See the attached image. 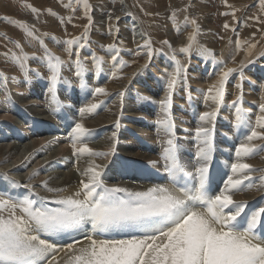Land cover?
Segmentation results:
<instances>
[{
	"label": "snow or ice",
	"instance_id": "obj_1",
	"mask_svg": "<svg viewBox=\"0 0 264 264\" xmlns=\"http://www.w3.org/2000/svg\"><path fill=\"white\" fill-rule=\"evenodd\" d=\"M222 2L232 9L223 15L231 16L235 20L236 10L228 4V0ZM120 3L123 5L124 0H120ZM78 5H82L87 24L81 36L69 38L63 41V44L69 58L75 57L71 60L74 75L78 79L79 87L84 89L87 87L85 76L89 68L81 58L79 49L91 45L89 32L94 17L93 5L89 0H74V3L73 0H69L64 7L74 13ZM191 6L188 5L183 11L188 12ZM24 7L29 8L37 20L39 19L41 15L39 9L32 5ZM260 8L264 12V0H260ZM140 11L143 12V8ZM48 14L58 15L51 9L48 10ZM125 15L134 22L138 19L131 11ZM144 15L148 13L144 12ZM176 15V10H173L171 13L173 22ZM3 19L20 28L30 41H37L43 49V57H36L34 53L30 57L19 42H14L4 35L3 39L13 43L18 53L9 48L0 55H3L6 61L14 63L28 81L31 80L30 73L44 79L38 71L30 68V59H38L45 65L49 71L47 77L49 103L55 112L63 106L58 95L60 87H72V82L62 75V69L67 66L66 62L47 47L41 38L44 34L37 35L39 30L35 25L29 26L7 17ZM59 19L61 23H65L62 17ZM107 19L108 35L114 39L106 46L100 45V48L107 49L111 55L113 68L122 72L136 61L118 59L124 42L116 39L120 28L112 21L113 19L119 21L120 17L114 12H109ZM253 19L264 24L259 16ZM185 21L193 26V32L188 36V45L180 51L190 62V54L196 46L199 55L210 57L214 61L216 66L214 75L218 77L207 91L201 90L205 102L210 100L213 107L197 114L199 124L194 130L196 152L192 169H186L181 162V147L177 144L172 113L175 91L179 85L187 83V67L176 59L175 50L172 49L170 42L164 40L161 43L171 51L170 59L174 61V68L163 77L164 94L155 102L158 115L154 123L161 137L159 157L163 161L169 182L155 183L143 190L109 186L102 179L103 167L96 164L95 160H107L109 156L115 154L117 133L121 127L120 120L115 121L114 130L111 132L110 150L99 153L88 146L94 139L90 129L85 127L83 122H77L72 128L73 153L78 157H90L92 163L86 170L80 172L84 179L79 181L75 192L64 195L67 192L66 188L50 187L49 182L45 180L41 187L51 193L53 198L40 196L31 187V181L39 175L34 170L29 183L23 187H28L35 198L15 201L11 196L5 198L6 193H0V264H60L58 257L61 253L68 254L65 264H264V202L246 211L247 202L234 199V196L246 191L264 190V169H256L252 164L242 162L257 156L264 159V96L258 105L259 114L255 116L254 123L251 117L246 120L242 83L235 84L239 95L232 101V106L237 127L245 124L249 131L245 141L235 149L236 159L229 166L231 174L224 181L223 189L209 194L212 191L210 168L213 163L215 122L224 102L229 79L235 75L238 80L243 81L244 67L254 62L251 57L256 44L251 43V40L255 37H250L244 42L248 45L246 50L241 47L239 40L235 42L236 47L230 62L236 64V56L240 51H246V55L236 67H230L229 61L217 60L210 50L198 46L197 36L201 29L196 20H189L186 16ZM71 22L70 16L67 23ZM223 28L236 31L229 23H224ZM141 38L143 43L137 44L134 56L143 55L146 62L133 73V76L143 74L144 69L148 67L147 62L156 51L146 33H141ZM52 39L57 44L60 43L55 37ZM73 46L76 51H73ZM91 59L95 73L99 74L103 70L104 57L91 53ZM112 76L123 78L117 77L116 71L112 72ZM8 83L9 77L0 71V91L8 103H13ZM92 94L109 95L105 87H95ZM124 96L125 92L122 90L114 98L122 102ZM99 107L98 103H91L79 111L83 116L85 113H95ZM254 141L261 143L257 144ZM257 174L258 179H253ZM3 178L13 186L21 187L8 173H4ZM76 233H82L83 239L75 235ZM63 237H68V240L59 243L55 239Z\"/></svg>",
	"mask_w": 264,
	"mask_h": 264
},
{
	"label": "bare ground",
	"instance_id": "obj_2",
	"mask_svg": "<svg viewBox=\"0 0 264 264\" xmlns=\"http://www.w3.org/2000/svg\"><path fill=\"white\" fill-rule=\"evenodd\" d=\"M129 1L124 0V4L123 5L120 4L116 8L114 7L113 12L115 13V15H118L120 17L119 20L123 19V20L129 21L133 25L132 26L133 27V35H134L135 43L137 46L138 43H143V40L141 38V33H144V31L142 30V26H141L138 19H137V21L134 22L130 17L125 15L126 12H128V11L132 12L133 11L132 7L130 6ZM258 3L260 4V1ZM62 5H63V3H62ZM174 6L175 5L172 4L171 8ZM195 6L196 5H194L193 7H195ZM60 8H62V7H60ZM199 8H201L200 5H199ZM121 9H123V11ZM99 11H100V9H99ZM139 11L137 12V15H138ZM176 11H177V9H176ZM236 17H237V15H236ZM168 18H169L168 22H170V24L174 23L173 20L170 19V16H168ZM26 21L28 22V20H26ZM114 21L117 24L119 23V21H116L115 19H114ZM142 21L144 23V26L147 25V26H149V28L154 26L153 22H155L154 18H151L148 15H146V16L143 15ZM51 22H52V20H51ZM175 22H177V21H175ZM107 24H109V23L107 22ZM100 25H101V23H100ZM102 25H104V24L102 23ZM199 26H200V29L204 28L208 31L212 30V28L209 27L208 24H206V23H201V24H199ZM177 27L179 30H183V33H184V30L190 29V32H187L186 34L184 33L183 38H181L182 40L180 42L178 41L179 43L177 45H173L168 40L170 42V44L172 45V48L178 47L179 49H182V48L186 47L189 43L188 36L190 34H192L193 26L189 23H184L182 25H178ZM174 28H176V27H174ZM263 28H264V26L262 27V29ZM248 31H250V30H248ZM70 32H71V30H70ZM148 32H150V31H148ZM51 35H52V33H51ZM121 36L122 35H120V37ZM53 37L54 36L43 35L42 39L45 40L44 41L45 44L48 45V47H51V49L54 48V47L52 48V43H53L54 46L56 45V47L54 49H57V47H58L59 50L61 49V51H63V53L67 54V52L64 50L65 45L62 42H61L62 46L57 45L56 42L52 39ZM68 37H70V36H68ZM94 37H92V38H94ZM206 37H207V35H206ZM209 37L210 36H208V38ZM212 37H213V35H212ZM159 38H162V36L158 35L155 37V39L158 42H160V44L162 45L161 42L164 40L160 41ZM221 38H223V37H221ZM66 39H67V37H66ZM117 39L120 40L119 38H117ZM243 39L244 38L241 37L239 39V41L241 42V47H244L243 49L246 50L248 46H247V44H246V46L244 45V42L246 40L244 39L245 40L244 41ZM57 40H58V38H57ZM221 41H222L221 46H223V44L227 41V39H224V41L223 40H221ZM258 41L256 40V42H258ZM112 42H113V39L110 40V43H112ZM202 42H203V40H202ZM110 43L108 42V44H110ZM261 43H263V45ZM261 43H260V46H258V48H256L255 51H253V56L251 57V59L254 62L248 63L243 69L244 76H246V77L249 76V78H247V80L240 81V80H238V78L235 75H233L235 80L234 79L231 80V78H232L231 77L229 79L227 86H226V94L224 97V102H223V105L221 106V108L219 110V115H218L217 120L215 122V136H214V142H213L214 143V152H213V163H212V164H214V167L212 169H210V180H211L212 191L209 194H213L214 192H218L219 190L223 189L224 186L221 185V182H224L222 179L227 178V176L231 174L229 166L232 162H235V159H236L235 149L238 148L239 145L245 141L246 135L248 134V131H249L248 127L245 124H241L239 127H237V125L235 123V110L232 106V101L234 99H236L237 95H239V92L235 87L236 83H242V85H243V98H244L243 107H244L245 112H246V120L248 117H251L252 122L254 123L255 116L257 114H259L258 105L262 102L261 97L264 96V47L261 48L262 46H264V42L261 41ZM205 44H207V43H205ZM154 45L152 42L153 48H154ZM164 47L162 48L163 51L167 55L171 56V51L166 46H164ZM209 47H207V48H209ZM212 47H214V45ZM256 47H257V45H256ZM32 48L35 49V51L37 53H41L40 55L39 54L35 55L36 57H43V51L40 50L37 41L32 43ZM88 50H90V49H88ZM156 50H157V48H156ZM211 50H213V49H211ZM54 51H57V50H54ZM54 51H52V52H54ZM213 51L217 52L216 49ZM79 52H80L81 58L85 60V63L87 64V66L89 68V72L85 76V81L87 83V87L84 89H81L79 87L78 79L74 75L73 66H72V69L70 71H64V72L62 71L63 77L66 78L67 80H69L67 73H70L71 76H73V82H72L71 88H67L66 86H63V87H60V89H59L58 95H59V99L63 105L61 108L57 109L54 112L52 110V107L50 106V103L48 100L46 101V103H47V105H46L47 110L46 111L39 109L40 107L41 108L45 107V106H43V105H45V103L41 105L39 100H38L39 103L36 101V105L30 104V106L27 105L28 107L24 106V109L27 111L30 110L33 115H31V118L29 119V121L26 122V126L25 127L23 126V133H25L24 135L27 136L26 139H29L32 142L36 141V143H35L36 149H34L32 147H26V145H23L21 147H16V146L10 147V150L7 153L5 152L7 147L3 148L4 152L0 151V171H1L0 172V193H6L5 198H7V196H11L15 201H20V200H23L25 198H35L33 192H30L28 188L23 187L24 183L28 184L29 179H30V177H29V179H26V178H28V176L24 177L23 172H28V173L33 172L34 166L32 167L33 170L32 169L29 170V167L31 166L30 163L35 161L37 158H40L42 152L45 149L52 150L53 148H56V147L58 149L55 151V154L53 156H51V158L49 160H47V163H48L47 166H45L46 163L44 165L42 163L38 164L37 165L38 168L36 169V172L39 173V175L44 178L49 173L45 174V175H42V174L49 171L50 168L53 167L54 164L59 163L60 167L62 168L63 171L62 172H55L56 170L54 168L52 169V170H54L53 174H51L49 176V178H47V181L49 182V186L53 187V188H66L67 192H65L64 195H71L73 192H75L78 189L79 181L81 179H84L80 175V172L83 170H86L88 168V166L92 163V160L89 157L87 163L80 162V159H82L81 158L82 156H79V157L77 156V158H75L76 155H74L75 157H73V149L69 148L70 146L72 147V145L66 144L63 139L59 138V136H58L59 132H57L55 126H58V124L56 123V119L60 115H64L67 117L66 120H67L68 125L74 124L77 122H83L85 124V127H87L88 129H90L94 132H98V133L104 132L103 135H105V137H103L104 140H103L101 145L95 144V145L89 146L93 149V151L98 152V153L99 152H108L110 150V148L112 146V140L110 139L111 132H112V130H114L115 121L117 119L120 120L121 127L117 133L118 143H116V145H115V148H116L115 154L109 156V158L107 160H101V159L95 160L96 164H99L102 167H104V171L102 174L103 180H111L112 179L111 173L117 174L119 172V169L123 168V166L124 167L129 166V164L127 163V162H129L128 159L124 158L122 156H119V154H122L125 151H129V150H136L138 148L137 140L130 131H133V133L139 137H141V134L144 133L143 138L146 140V146L148 147V149L146 151L148 156L152 157V158L160 159L159 153L161 150L160 149L161 137L158 135L157 128H156V125L154 123L155 120L157 119V115H158V109H157V105L155 102L158 101L159 99H161L163 97V94H164L162 91L163 77L168 70L163 71V68H167V69L170 68L172 71L174 68V62L171 59H169V56H168V58H166L167 56L164 55L165 53L163 55L160 54V57L159 56L158 57L160 58L161 61L162 60L163 61L162 62L160 61L159 62L160 64H158L157 62H153V61H152L153 63L151 62L154 70L148 66V68L145 71H143V74L145 73L147 78L143 82V88L141 85L138 86L139 87L138 88L137 83L141 79V75L133 76V74H128L127 75V77H128L127 81L123 82V84H120L121 78H116V77L112 76V72L116 71L117 77H120V75H119L120 71H117V69L113 68V66L109 67L110 69L108 70L106 65H105V63H108V62L104 61L105 63H103V65H102L103 70L99 74H96L95 70H94L92 59L90 61H87L84 58V55L89 56L91 58V53L96 54L97 53L96 48H95V50H92V51L85 50L84 53H82V50H80ZM105 52H106V56H108L111 59V55L107 52V50H105ZM195 52H197L196 46L193 47V50L190 54V60H191L192 64L190 63V66L187 69V83H186V85L185 84L179 85L175 91V94H174V104H173V108H172V113H173V117H174V121H175L176 136L184 134L186 136L194 138V130L199 124L197 114L202 113L203 111L210 110L213 107L210 100L207 101V103L205 102V99H204V96L202 95L201 90L207 91L208 87L218 79V77L216 75H214V72H213V70L216 69V67L214 66V69L212 70L211 66H212V63L214 61L211 58H208L205 56H201V55L194 56L193 53H195ZM34 54H36V53H34ZM55 54H57V53H55ZM180 54H183L182 57H178L176 59L179 60L182 64H188L189 60H186L185 54L182 52V53H178L177 55L180 56ZM223 54H224V52H223ZM129 55H130V53H129ZM245 55H246V51H240L239 54L236 56V64H231L229 66L230 67H236L240 63V61L244 60ZM29 56L31 57L32 54L29 53ZM122 57H120V58H122ZM120 58H118V59H120ZM156 59H158V58H156ZM154 60H155V58H154ZM30 62H32V66H35V65H37L38 67L40 66L39 67L40 70L39 69L38 70L41 73L45 74L46 79H47V77L49 76V71L47 70L45 65L43 63H41V61L38 59H30ZM145 62H146V58H145ZM67 64L69 66V61L67 62ZM111 64H113V63L111 62ZM107 66H108V64H107ZM138 66H139V64H138ZM6 67H8V66H6ZM186 67H188V66H186ZM35 68H36V66H35ZM137 69H136V71H137ZM4 70H6V69H4ZM18 70H19V68H18ZM38 70H36V71H38ZM2 71H3V69H2ZM9 71H11V69ZM14 72L15 71H13V74H14ZM131 73H134V72H131ZM9 74H10V72H9ZM30 75L32 77L31 73H30ZM14 77H17V76H14ZM129 77H132V78L129 79ZM19 78H20V80H17L18 83L15 86L13 85L14 89L19 88L20 91L22 90L23 93L25 95H27L26 91L27 90L29 91V89H31V86H32V88H37V86H36L37 82L35 83V80L33 78H31V80L28 81L25 79V77L23 76L22 73L19 76ZM125 78H126V75H125ZM250 79H252V80H250ZM11 81H12V79H11ZM29 83L31 84V86ZM22 84L24 86H27V88L26 89L22 88V86H23ZM13 86L12 87H11V85L9 86V83H8V90L10 91L11 97H13L14 94L17 96L16 93H17V91H19V90H17L16 93L13 94L11 92V91H13V89H12ZM95 87H105L107 89L109 95H107V96H105V95L94 96L92 94V92H93V89ZM246 88L250 89L251 91L246 92ZM137 89L142 90V92H140L141 94L143 93L142 97H139V95H141V94L137 91ZM46 90H47V88H46ZM122 90L125 92V96L123 97V100L121 102V100L115 99L114 97L116 96V94L118 92H120ZM189 93L191 94V99H189ZM21 96H22V94L20 95V97ZM20 97H18V98H20ZM36 97H37V95L33 94V96L28 97V99L33 100V98H36ZM48 97H49V93H48ZM145 98H147V99H145ZM3 100H5L4 102L6 104L7 100L5 99L3 92L0 91V104ZM24 101H28V100L24 99V98H23V100L20 99V102L22 104L24 103ZM91 103H98L100 105V107L96 110L95 113H93V114L85 113L82 116L79 109L82 107H85ZM69 105H71V106H69ZM35 110L38 111L39 113H41V115L39 114L40 118L36 117ZM11 113H12V111L10 108L7 110H5L3 108V110L2 109L0 110V117L5 118L7 124H10L9 122H11V124H12L13 123V119H12L13 117L11 116ZM25 113L22 114L23 118H26L27 113L26 114ZM41 116H45V117H41ZM91 120H93V121H91ZM0 121H2V120H0ZM20 122H18V123H20ZM145 125H146V127H145ZM15 126L18 127V125H15ZM39 126H41V129H43L45 131V133H46L45 137H43V134H42ZM128 127L130 128V130L128 129ZM1 130H3V129H1ZM143 130H144V132H143ZM0 137H1V135H0ZM11 138H13V137H11ZM46 140H48V142L44 143V141H46ZM194 142L196 143L195 139H194ZM195 143H193L191 141L188 143V146L190 149L189 151H187V154L190 158V163L187 164V166H186V169H188V170H191L193 167L192 165L195 164V160L193 159L194 154L196 152ZM254 143L260 144L261 142L260 141H254ZM64 145H67L66 146L67 148H65ZM158 146H159V148H157ZM155 147L159 150V152L155 150L156 149ZM31 149H33V150H31ZM25 151L29 153V154L28 153L26 154L27 156H25V154H24ZM21 155H22V157H21ZM19 156L21 157L20 160L19 161H18V159L15 160V158L19 157ZM8 161L12 162V163L8 164L7 163ZM242 162L250 163L256 169H264V159H261L260 156H257L254 159H248V160L242 161ZM219 165H221L223 167L222 171H219L217 169V166H219ZM2 170H8V171H2ZM4 173H8L9 177L12 180L18 181L19 185H21V187H15L12 184H10L8 180H5L3 178ZM28 175H30V174H28ZM20 176L24 177V178L19 179ZM60 178H61V181L59 180ZM253 179H258V174L256 176H254ZM34 181H35V179H33L31 181V187L34 185L36 186V190H38V192H36V193H38L40 196H44V197H47L50 199L53 198L51 193L47 192L44 195L41 194L42 192L45 191L41 187V184H42L41 183L42 182L41 177H39V180H37L36 183H34ZM137 181H141V180L137 179ZM168 182L169 181H168V177H167V183ZM154 183H157V182H154ZM245 183H248V182L245 181ZM32 184H34V185H32ZM149 186H151V184ZM149 186L140 187L136 190H143ZM131 189L135 190L134 188H131ZM253 193H254V197L256 199V203L258 205L260 203L264 202V190H262V191L253 190ZM234 199L237 201H246L247 202V209H249V210L257 207L255 200L252 198L249 191H246L242 194L234 196ZM89 228H90V226H89ZM75 235H77L78 237L83 239L82 233H76ZM55 239H57V241L59 243H63L65 240H68V237L55 238ZM85 243H87V241H85ZM67 256H68L67 253H61L60 254V256L58 257L60 259V264H65V260H66Z\"/></svg>",
	"mask_w": 264,
	"mask_h": 264
},
{
	"label": "rangeland",
	"instance_id": "obj_3",
	"mask_svg": "<svg viewBox=\"0 0 264 264\" xmlns=\"http://www.w3.org/2000/svg\"><path fill=\"white\" fill-rule=\"evenodd\" d=\"M259 1L260 0H228V4L232 5L233 8L236 10L237 17H236L235 20H233V18L231 16L223 15V13L226 12V10L227 11H231L232 9L230 10V8L226 7L224 5V3L222 2V0H130L129 3H130V6L132 7V10H133L132 12L134 13V15H136L138 17V20H139V22H140V24L142 26V30L149 37H151L153 45L154 44L156 45V46L154 45L155 50H156V48H157V50L153 54V57H152L153 60L151 59L150 61L147 62L148 66L151 69L154 70L152 63L153 62H157L158 64H160L159 63L161 61L160 58H159L160 54L163 55L165 53L163 51V49H162L164 46L161 45L160 42H158L155 39V37L158 36V35H161L162 38H159L160 41L161 40H169L173 45H177L182 40L181 38H183L184 33L186 34L187 32H190V29H188V30H184V33H183V30H179L178 27H177L178 25H182L184 23H187L185 21V17L186 16L189 18V20L195 19L196 23L198 25L201 24V23H206V24H208L209 27L212 28V30L209 29L211 32L206 30V29H204V28H201V32L197 36V41H198V46L202 45L201 47L204 46L203 48H206V49L210 50L216 56V58L218 57L217 60H226L228 58L227 61L230 62V60H231L230 57H231L232 53L235 51V47H236L235 42L237 40H239L241 37L244 38L246 41H248L250 37L254 36L255 38L253 40H251V43L256 44L257 45L256 48H258V46H260L261 41L264 42L263 41L264 40V32H263L264 28L262 29L264 24L257 23L253 19V17L259 16L260 19L262 21H264V12L261 11L260 4L258 3ZM68 2H69V0H63V5H64V3L67 4ZM89 2L93 5V11L94 12L92 11L93 12L92 15L94 17V22H95V23H93V26H92V28H91V30L89 32V39H90L91 45H90V47H85L84 49H79V51L82 50V53H84L85 50L92 51V50H95V48H96V50H97L96 55L104 57V61L108 62V63H105V62L104 63L106 65L107 69L109 70L110 69L109 67L113 66V64H111L112 60L108 56H106L105 50H107V49L106 48L101 49L100 45H104L105 44V46H106V45H108V42L110 43V40L114 39L113 37H110L108 35V32H107L108 25H109V24H107V22L109 23V21L107 19V13H109V11L113 12L114 11V7L115 8L118 7V5H120L121 3H120V0H112V1L111 0H89ZM73 3H74V0H73ZM172 4H174L175 6L171 8ZM24 5H32V6L36 7L37 9H39V11L41 13V15L39 16V19L37 20V18L30 11V9L27 8V7H24ZM63 5H62L60 0H0V54L4 53L9 48H11L13 51H16L18 53V50L14 48L13 43H9L7 40L3 39L4 35H6L10 40H12L14 42H19L22 45L23 49H25L24 51L27 52L28 54L29 53L30 54L36 53L35 55H38V54L40 55L41 54V53H37L35 51V49L32 48V43L35 42V41L34 40L30 41V38L26 37L25 34L23 33V31L20 28H18L17 26H14L13 24H9V23L5 22V20L3 19L4 17H7L10 20L20 21V22L26 23L29 26L35 25V28L39 30L37 32V35L44 34L45 36H47V35L54 36L56 41H60L59 44L56 43L59 46H62V43H63V41H65L66 37H67V39H69V38H74V37L81 36L83 31H84V26L87 24V19L84 18L82 5H78L77 6V10L74 13L71 12L70 9L64 7ZM133 5H138V6H133ZM188 5H192V6L189 8L188 12H184L183 9L185 7H187ZM194 5H196V6L193 7ZM199 5H200L201 8H199ZM60 7H62V8H60ZM98 8L100 9V11H99ZM141 8H143V10H144L143 12L139 11ZM49 9H51L53 12L57 13L58 15L57 16L49 15L48 14V10ZM176 9H177V11H176L177 15H176L175 21H177V22H174V23L170 24V22H168V20H169L168 16H170V19H171V13H172L173 10H176ZM138 11H139V13L137 15ZM144 12H148V16H150L151 18H154V20H155V22H153L154 26H152L150 28L147 25L144 26V23L142 21V16L144 15ZM70 16L72 17V22L71 23H67V20H68V18ZM59 17H62L65 20V23H61ZM26 20H28V22ZM51 20H52V22H51ZM99 22L101 23V25H100ZM102 23L104 25H102ZM112 23L113 24H117V23H115L114 19H113ZM224 23H229L231 28H235L236 31L233 32V31H231V29L225 30L223 28V24ZM118 26L120 28V31H119V33H118L119 35L116 37V39L119 38L120 40H122L124 42L122 47H121L122 49H120V54H121L120 57L123 56L122 57L123 60H125V61L129 60V62H131L132 59L134 58L135 61L137 62V63L131 64V67L125 68L123 70V72H120L119 75L124 77V78H121L120 84H123V82L127 81V79H128L127 75L128 74H133L131 72H134V73L137 72L136 69L137 68L139 69L142 65L145 64V57L143 55H141L139 57L133 56L135 50L137 49V46H136V43H135V39H134V35H133V27H132L133 25L129 21L121 19V20H119ZM174 27H176V28H174ZM65 30H66V32H68V31L70 32V30H71V32L70 33L68 32L69 34L68 33L66 34ZM248 30H250V31H248ZM148 31H150V32H148ZM51 33H52V35H51ZM67 35L70 36V37H68ZM120 35H122V36L120 37ZM206 35H207V37H206ZM212 35H213V37H212ZM208 36H210V37L208 38ZM42 37H43V35L41 36V38ZM92 37H94V38H92ZM221 37H223V38H221ZM57 38H58V40H57ZM224 39H227V41L223 44V46H221V43H222L221 40L224 41ZM202 40H203V42H202ZM256 40L257 41L259 40V41L256 42ZM205 43H207V44H205ZM261 44L263 45V43H261ZM213 45H214V47H212ZM244 45L246 46V43H244ZM38 46H39L40 50L43 51V49L40 47L39 43H38ZM47 47H48V45H47ZM53 47L55 48L56 45L54 46V44L52 43V48ZM207 47H209V48H207ZM263 47L264 46H262L261 48H263ZM48 48L51 51L57 50L58 52L54 51L55 53H57L56 55L60 56L61 58L63 57L62 59H64V61L66 62V65H67L64 69H62L63 72L64 71H70L72 69V63H71L70 60L74 59L75 58L74 56L72 58H69L68 53L67 54L63 53V51H61V49L59 50L58 47H57V49H54V48L51 49V47H48ZM74 48H75V46H73V51H76L77 49L76 48L74 49ZM242 48H244V47H242ZM256 48L253 49V51H255ZM88 49H90V50H88ZM172 49L175 50V55L177 56L176 58L182 57L183 54H180V56L177 55L178 53H182L178 47H174ZM211 49H213V50L216 49L217 52H214ZM223 52H224V54H223ZM129 53H130V55H129ZM195 53H193L194 56H196V55L199 56L198 52H195ZM164 55L167 56V57L165 56L166 58H168V56H169L166 53ZM120 57H118V58H120ZM84 58L87 61L91 60V58L89 56H86V55H84ZM154 58H155V60H154ZM156 58H158V59H156ZM208 58H210V57H208ZM169 59H170V56H169ZM68 61H69V66L67 64ZM190 63H191V60H190V62L188 64H185L186 66H188L187 69L189 68ZM107 64H108V66H107ZM138 64H139V66H138ZM231 64L232 63L230 62L229 65H231ZM14 65H15L14 63L7 62L3 55H0V71H2V69H3L2 72L6 73V75L10 77L9 78V86L11 85V87L13 85L15 86L18 83L17 80H20L19 76L21 75V71H19L18 67L16 65H15L16 66L15 67ZM6 66H8V67H6ZM29 66H30V68L32 67L31 69H36V70H38L39 67H40V66L38 67L37 65H35L36 68H35V66H32V62H30V60H29ZM214 66H215V63L213 62L212 66H211L212 70L214 69ZM4 69H6V70H4ZM10 69H11V71H9ZM146 69H144V71ZM39 70H38V72L44 77V79H39V78L35 77L33 74H32V77H31V78H33L35 80V83L37 82L36 83L37 88H32L31 84L29 83L30 86H31V89H29V91L27 90L26 91L27 95H25L22 90L20 91L19 88L18 89L17 88L14 89V86H13V88H12L13 91H11L13 94L16 93L17 90H19L16 93L17 96L14 94L15 97L14 96H13L14 98L12 97V102L13 103L9 104L8 101H6V104H5V102H4L5 100H3L1 102V104H0V110L1 109L3 110V108L5 110H7L9 108L11 109V111H12L11 116L13 117L12 119H13V123H14V124L13 123L11 124V122H9L10 124H7L6 119L3 118V117H0V120H2V121H0V125H1L0 126V135H1V137H0V151L4 152L3 148L7 147L6 150H5V152L7 153V152H9L10 147H13V146L21 147L23 145H26V147H32V148L36 149L35 148L36 141L32 142L31 140L26 139L27 136H25L24 135L25 133H23V126L24 127L26 126V122H28L29 119L31 118V115H33L30 110H28V111L25 110L24 106H27V105L30 106V104L36 105V101L38 103L40 101L41 105L45 103V105H43L45 107H42V108L40 107L39 109L44 110V111L47 110L46 101L47 100L49 101V97H48V92H47L46 88H47L48 81L46 79L45 74L41 73ZM215 70L216 69H214L213 72ZM13 71H15L16 73L14 72V74H13ZM163 71L171 72V69L170 68L169 69L163 68ZM9 72H10V74H9ZM67 74H68L67 75L68 79L71 80V82H73V76H71L70 73H67ZM13 75L17 76V77H15V79H12L14 77ZM125 75H126V78H125ZM138 75H141V74H137V76ZM142 75H141V79H140L141 81L139 80V82L137 83V87L141 85L142 88H143V82H144V80L147 77H146L145 73L142 74ZM247 78H249V76L248 77L245 76L244 80H247ZM11 79H12V81H11ZM233 79L235 80L234 76H232L231 80H233ZM43 80L44 81L46 80V81L44 82ZM250 80H252V79H250ZM22 88L26 89L27 86L23 85ZM137 91L139 93L142 92V90H140V89L139 90L137 89ZM250 91H251L250 89L246 88V92H250ZM21 94H22V96L20 97ZM33 94L37 95V97H36L37 99L36 98H33V100L32 99L31 100L28 99V97L33 96ZM142 95H143V93L141 95H139V97H142ZM18 97H20V98H18ZM23 98L27 99L28 101H24V103L22 104L20 102V99L23 100ZM69 106H71V105H69ZM35 112H36V117H39L41 115V113H39L38 111L35 110ZM23 113L26 114V118H23V115H22ZM41 117H45V116H41ZM66 118L67 117L64 116V115H60L59 117H57L56 123L58 124V126H55V128H56L57 132H59V135H58L59 138L63 139L66 144L72 145L71 144L72 128L75 126V123L68 125ZM91 121H93V120H91ZM18 122H20V123H18ZM15 125H18V127L15 126ZM72 125H73V127H71ZM39 127L41 129V126H39ZM69 127H71V129ZM145 127H146V125H145ZM1 129H3V130H1ZM128 129L130 130L129 127H128ZM90 131H91V134H92L94 139H93V142H92L93 144L89 143L88 146L95 145V144H100L101 145L103 140H104L103 137H105V135H103L104 132H99L98 133V132H94L92 130H90ZM41 132L43 134V137H45L46 136L45 131L43 129H41ZM130 132L136 138L137 144H138V148L136 150L125 151L124 153L119 154V156L127 158L129 162H134V163L129 164L128 167H124L123 166V168L119 169V172L117 174L111 173L112 179L111 180H104V181L109 186H123V187H128V188H134L136 190V189H138L140 187H143V186H138L137 187V186H133V184L137 185V184L140 183V184H143L145 186H149L150 184H152V183H150L151 181L149 180V175H148L147 172L152 173V174L156 173V174L161 175L160 173H163L165 171H164V168H163V161H161L160 159H156V158H152V157L148 156V154L146 152L148 147L146 146V140L143 138L144 133L141 134V137H139V136H136V134H134L133 131H130ZM143 132H144V130H143ZM63 134L67 135L68 137H62ZM11 137H13V138H11ZM190 141L195 143L193 137H189V136H186L184 134L177 135V144L181 147L180 159H181V162L185 165V167L187 166V164L190 163V158H189V156L187 154V151L190 150L189 146H188V143ZM45 142H48V140L44 141V143ZM64 146H65V148H67L66 147L67 145H64ZM78 146H80V145H78ZM69 148L71 149L72 147L70 146ZM157 148H159V146ZM157 148L155 150L159 152V150ZM57 149H58L57 147L53 148L52 150L45 149L42 152L40 158H37L35 161L30 163L31 166L29 167V170H31L32 167L34 166V170L36 171V169L38 168L37 165L41 164V163L43 165L46 163L45 166H47V164H48L47 160H49L51 158V156H53L55 154V151ZM31 150H33V149H31ZM27 153L28 152L25 151V153H24L25 156H27L26 155ZM74 155L75 154L73 153V157H75ZM21 157H22V155H21ZM21 157L20 156L16 157L15 160L18 159V161H19ZM75 158H77V155H76ZM81 158L82 159H80V162H83V163H87V161L89 159L88 156H82ZM7 163L10 164L12 162L8 161ZM130 167L132 169H130ZM137 167H139V169ZM213 167H214V164H212L210 169H212ZM53 168L56 170L55 172H62L63 171L62 168L60 167L59 163L58 164H54L53 167H51L49 171H47L46 173L42 174V175H45V174L49 173L46 177L43 178L42 176L39 175V176H37V178H35L34 183H36V181L39 180V177H41V181L42 182L47 180V178H49V176L51 174H53V171H54V170H52ZM103 169H104V167H103ZM217 169L219 171H222L223 167L221 165H219V166H217ZM2 171H8V170H2ZM131 171H133L134 175L132 173H130ZM137 171H139L140 173H137ZM23 173H24V177L28 176V178H26V179H29V177L32 174V172L31 173L23 172ZM28 174H30V175H28ZM20 177H19V179H23L24 178V177H21V178ZM115 177H118V179L115 178ZM115 179L119 180V181H114ZM137 179H140L142 181H137ZM59 180L61 181V178ZM24 185H27V184L24 183ZM32 185H34V184H32ZM26 188H28V187H26ZM32 188H33L35 193L38 192V190H36V186L35 185L32 186ZM44 192H42L41 194L44 195V194L47 193L46 191H44ZM249 192H250L252 198L255 200V203H256V199L254 197L253 191H249ZM256 205L258 206L257 203H256Z\"/></svg>",
	"mask_w": 264,
	"mask_h": 264
}]
</instances>
